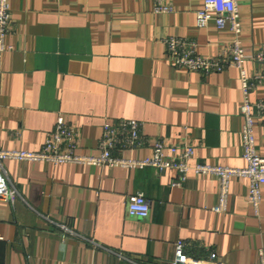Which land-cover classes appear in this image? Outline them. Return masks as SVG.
<instances>
[{"label":"crops","instance_id":"obj_1","mask_svg":"<svg viewBox=\"0 0 264 264\" xmlns=\"http://www.w3.org/2000/svg\"><path fill=\"white\" fill-rule=\"evenodd\" d=\"M10 0L13 46L0 57V149L39 150L64 114L81 135L80 151L97 155L105 123L142 122L144 145L191 143L192 163L246 166L238 68L203 73L168 57L170 36L196 42L204 56L227 58L229 28L197 27L204 0ZM249 56L264 45V0H239ZM252 76L261 67L250 58ZM264 97V83L251 92ZM264 157V124L255 130ZM168 152V150H167ZM14 202L0 201V264H173L176 242L206 260L257 264L264 248V189L258 212L245 178L232 181L229 209L215 212L219 183L176 169H125L81 163L4 161ZM143 192L149 216H132ZM64 224L71 231L64 229ZM125 255L127 259L118 254ZM207 264V262H203Z\"/></svg>","mask_w":264,"mask_h":264},{"label":"built area","instance_id":"obj_2","mask_svg":"<svg viewBox=\"0 0 264 264\" xmlns=\"http://www.w3.org/2000/svg\"><path fill=\"white\" fill-rule=\"evenodd\" d=\"M157 12H171L173 7L164 0H156ZM219 29L229 28L234 39L228 51L227 58L222 56H204L197 51L196 42L187 38L170 36L165 44L168 57L177 66L203 73L222 71L228 66L239 69L241 79L242 101L240 112L244 118L241 130L243 158L246 166L233 167L216 163H192L196 148L191 143L169 145L162 139H157L152 151L146 155H135L144 145L142 122L135 118H123L112 123H105L102 137L99 141L97 155L80 151L81 135L77 127L70 124L64 114L56 118L54 129L39 150L0 149V201L14 202L18 197V189L10 183L4 168V161L52 162L55 164L81 163L94 166L122 167L125 169H143L154 167L159 170L176 169L179 179L172 186H181L190 172L196 175H210L219 183L218 201L211 208L215 212H226L229 209L232 181L235 178H245L248 182V201L258 212L263 200L264 189V157L257 149L255 130L258 124H264V97L252 100L250 94L260 84L264 83V45L249 56L245 50L242 33L243 26L239 0H204L203 7L197 12V27L204 28L210 24ZM11 30L10 0H0V57L13 46L7 43ZM251 59L261 65L252 76L245 69V61ZM168 150V152H167ZM129 214L145 218L151 212V204L143 192L132 195L128 204ZM64 229L71 231L64 224ZM5 238L0 233V242ZM188 243L180 239L176 242L173 264H226L217 253L212 252L206 260L190 254ZM123 259L125 255L118 254ZM259 262L264 264V248L258 250Z\"/></svg>","mask_w":264,"mask_h":264}]
</instances>
